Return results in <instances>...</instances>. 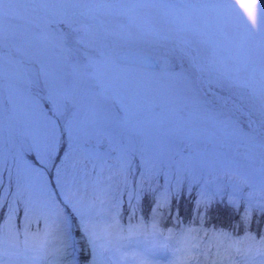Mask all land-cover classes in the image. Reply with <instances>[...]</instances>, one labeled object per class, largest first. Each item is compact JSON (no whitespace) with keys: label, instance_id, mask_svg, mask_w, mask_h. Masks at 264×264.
Masks as SVG:
<instances>
[{"label":"rangeland","instance_id":"374dc122","mask_svg":"<svg viewBox=\"0 0 264 264\" xmlns=\"http://www.w3.org/2000/svg\"><path fill=\"white\" fill-rule=\"evenodd\" d=\"M33 1L0 2V259L191 264L221 239L222 252L236 251L222 259L264 264L260 217L244 216L236 235L164 226L155 207V217L121 216L146 193L164 204L191 189L264 214V50L246 10L241 18L227 0ZM241 3L259 0H232ZM79 9L97 12L105 46L94 21L60 17ZM142 42L153 50L115 54Z\"/></svg>","mask_w":264,"mask_h":264},{"label":"trees","instance_id":"16d2710c","mask_svg":"<svg viewBox=\"0 0 264 264\" xmlns=\"http://www.w3.org/2000/svg\"><path fill=\"white\" fill-rule=\"evenodd\" d=\"M146 194L141 197V200L139 202V209H135L133 213H131V210H125L124 212L122 211L121 216L123 217V220L128 219L131 216L133 219H141L144 216H151L152 207H155L160 212V214L157 213L158 216H161L160 221L163 222V224L168 221V224H164L165 226L169 225L170 223H173V225L176 226L178 224V220H183L184 223L187 222L192 224L191 226H189L190 228H193V226H207L209 224H212V228L214 229L219 227L222 229H230L231 231L240 233L244 228H247L245 224L246 221L244 220V216L245 218H247V214H250L253 217L257 216L261 219H264V214L262 213L261 215L260 209H257L255 206L251 207L252 211L249 210L250 213H248L243 209H235L234 205L233 207L230 205L225 206V196L223 197V200L220 199L221 197H212L211 199L207 198V200H202L197 198L196 191L192 189L181 192V196H179L177 201L171 197V199L169 200L170 203L168 202L164 204L152 199V194ZM202 201L207 202H204L205 204H203ZM0 212V215H3V211L0 210ZM152 217L155 216L152 215ZM80 224V227L84 228L83 221H80ZM73 225L76 226L78 232H73L72 237L77 238V236H81L82 234H80L79 225L74 222ZM261 225L264 226V223H261ZM80 252H77L79 253V256Z\"/></svg>","mask_w":264,"mask_h":264},{"label":"snow or ice","instance_id":"6c2138e0","mask_svg":"<svg viewBox=\"0 0 264 264\" xmlns=\"http://www.w3.org/2000/svg\"><path fill=\"white\" fill-rule=\"evenodd\" d=\"M0 2H2V0H0ZM227 3L236 11L237 15L241 16V18L245 16V12H242L241 9L246 10L247 18L251 20V37L258 43V46L264 50V28L257 26L258 20L264 22V0H259L258 4L253 5L241 3L239 7L232 4V0H227ZM49 148H55V137H53ZM0 264H5L4 260L0 259Z\"/></svg>","mask_w":264,"mask_h":264},{"label":"water","instance_id":"95a60500","mask_svg":"<svg viewBox=\"0 0 264 264\" xmlns=\"http://www.w3.org/2000/svg\"><path fill=\"white\" fill-rule=\"evenodd\" d=\"M42 12H45V13H47V14H49V17H53V15L51 14V12H46V11H43V10H41V9H39V13H42ZM79 14L80 15V17L81 18H83V19H85V20H89V19H93V20H96L97 21V27H98V31H99V34H98V38H99V40L100 41H103L104 42V40H105V36H104V30H102V26H101V22H99L98 20H97V18L96 17H93V18H90V17H87V16H85V14L87 13V12H85V11H81L80 9L79 10H76V11H73V12H68V13H64L63 15H61V16H67V15H73V14ZM60 16V17H61ZM162 45V44H161ZM153 45H150V47H152ZM163 46V45H162ZM132 49L133 50H135V49H144V43L142 42V43H139V45H136V46H132V48H130L129 50L130 51H132ZM118 53H121V52H118ZM184 60H186V63H187V67L188 68H190L191 70H192V72H193V76H194V78H195V84H197V82H196V78H197V74H198V72H197V67H195L194 66V64L192 63V62H187V60L188 59H186V58H184ZM198 86V85H197ZM200 90H201V93H203V89L202 88H200V87H198Z\"/></svg>","mask_w":264,"mask_h":264},{"label":"bare ground","instance_id":"6f19581e","mask_svg":"<svg viewBox=\"0 0 264 264\" xmlns=\"http://www.w3.org/2000/svg\"><path fill=\"white\" fill-rule=\"evenodd\" d=\"M70 16H71V15H70ZM153 48H154V47H149V49H151V50H153ZM158 48H159V47H158ZM159 49H160V48H159ZM160 51H161V50H160ZM178 53H179V52H178ZM177 55H178V54H177ZM181 59H182V58H181ZM186 59H188V58L186 57ZM188 61L190 62V59H188L187 62H188ZM183 62H184V64H185V63H186V60L183 61ZM186 64H187V63H186ZM203 92H205V91H203ZM206 92L208 93V95H209V92H210V94H212V96L214 97L213 99H214V100H218V103H219V106H220V107H223V108H225V109H228V108H227V105H226V103H225L224 101H221V100L219 101V99H218L219 97H217L218 95H217L216 93H214V92H212V91H210V90H208V91H206ZM232 108H233V107H230L231 110H232ZM250 126L253 127V128H255V127L251 124V122H250ZM255 129H257V128H255ZM257 130H258V129H257ZM261 135H262L263 138H264V133L261 134ZM122 211H123V210H122ZM164 226H165V225H164Z\"/></svg>","mask_w":264,"mask_h":264},{"label":"flooded vegetation","instance_id":"af4514ba","mask_svg":"<svg viewBox=\"0 0 264 264\" xmlns=\"http://www.w3.org/2000/svg\"><path fill=\"white\" fill-rule=\"evenodd\" d=\"M89 12H94L95 14H97V12L96 11H91V10H89ZM92 16V15H91ZM103 26V25H102ZM104 28V27H103Z\"/></svg>","mask_w":264,"mask_h":264}]
</instances>
